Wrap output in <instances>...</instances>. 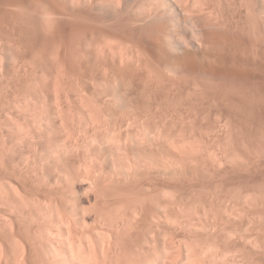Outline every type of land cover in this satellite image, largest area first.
Returning a JSON list of instances; mask_svg holds the SVG:
<instances>
[{"label":"bare ground","instance_id":"obj_1","mask_svg":"<svg viewBox=\"0 0 264 264\" xmlns=\"http://www.w3.org/2000/svg\"><path fill=\"white\" fill-rule=\"evenodd\" d=\"M135 1L0 0V264H262L259 212L257 224L241 211L194 218L170 193L169 121L155 95L79 89L110 81L113 68L126 83L135 64L156 83L148 46L211 49L215 32L233 27L201 0H179L185 33L163 41L176 27L161 32L175 19L169 4ZM253 74H238L246 90Z\"/></svg>","mask_w":264,"mask_h":264},{"label":"rangeland","instance_id":"obj_2","mask_svg":"<svg viewBox=\"0 0 264 264\" xmlns=\"http://www.w3.org/2000/svg\"><path fill=\"white\" fill-rule=\"evenodd\" d=\"M143 1L145 2V0ZM175 1L166 0L172 9L171 12H175V15L172 13L175 19L165 20V22L167 21L165 25L169 22L166 25L168 27L163 25L162 21L164 20L160 21V24L165 27L161 32L166 28L168 29L169 25L171 27L176 25L175 28L173 27L177 29L175 30L176 33L171 31L174 30L173 28L171 30L169 28L163 33H166L165 36L162 37L160 34L163 38L160 40L164 41V37L165 40H169L170 36L167 35L172 32L174 36L171 35L175 40V34L185 33L184 21H181L182 19L185 20V16L181 15L183 11L178 8L179 0ZM188 1L190 4L193 3L191 0ZM135 2L139 3L141 0ZM144 2L143 4H145ZM183 2H187V0H183ZM146 3L149 2L146 0ZM201 3L207 4V8L212 9V14L223 16L226 14L224 17L229 19L233 25L230 30L215 32L214 43L210 39L214 45L209 42L211 46L213 45L211 49L208 48L210 44H207L208 47L204 49L205 46L200 47L195 41L194 44L192 43V47L185 46L184 48L178 46L177 42L171 39V43L170 41L163 43L158 41L159 44H154L156 48L152 47L154 50L148 46V50L154 58L153 61L156 60L157 63V65H153L155 62L152 63L154 67L150 65L151 70L155 68V74L158 75V78L154 79L157 80L156 83L148 82L151 77L146 79L145 67L137 66V68V64H135V70L138 69V72L141 73L140 70L144 68L142 69L144 74H138L137 70L135 71L133 68L132 75L134 76L129 78L130 81L128 79L129 86L127 87L128 81L123 82L120 78L123 76L120 73H118L120 76L117 74L118 77H116L115 72L118 69L113 68L115 65L111 63L109 68H113L112 71H115L112 77L115 82L112 78L107 81L108 78L102 80L97 76V80L100 78L98 81H95L96 78L91 79V82L87 81L88 84L85 83L83 88L79 85V89L81 87L80 90L86 91L84 93L89 96L102 93L105 90L110 92L109 94L113 92L119 94L127 88L130 89L128 91L130 94L145 92L155 95L156 107L161 115L166 116V120L169 121V123L167 122L169 131L166 129L169 133L168 152L172 162H174V167L172 166L170 173L171 179L173 178L171 181L173 189L169 190L170 193L173 191L175 196H183L181 199H183L187 213L191 215L190 213L193 212L192 216L194 215L195 218V214L198 215V213L203 212L202 209L218 215L238 212L237 215L235 213L233 216L242 218L241 215L243 214L242 219L246 218L248 221L251 217L255 218L259 212L261 216L256 218L262 220L261 217H264V0H201ZM180 6L182 8V5ZM195 10L193 12L198 13ZM195 13L191 11L194 19L197 17L200 19L204 13L206 17L209 11L200 15ZM155 26L158 28L157 24ZM188 31L186 32L189 33ZM185 35L187 36V34ZM108 38H105V41L107 39L108 42ZM172 41H174L173 44ZM107 42L100 41L97 43V47L100 46V43L106 45ZM117 42L121 43L118 39ZM118 46L120 45L118 44ZM94 50L92 49L93 55H96ZM47 62L50 63L49 59ZM165 67H169L170 73ZM176 70L178 71L177 74ZM246 70L254 71L252 82L255 89L252 91L246 90L242 86V80L238 75ZM107 72L110 73V70L108 69ZM152 72L149 73L153 74ZM155 74L153 75L155 76ZM112 75L113 73L110 76ZM114 78H117V81ZM51 84L53 86V83ZM152 86L155 88L152 89ZM53 91L54 88H51L50 92ZM155 132L159 133L160 130L157 129ZM179 176L181 177L179 178ZM176 186L181 187V189L176 188ZM180 190L181 192H179ZM88 195L92 198L93 193L88 192ZM140 200L142 201V199ZM87 204L88 209L92 210L93 204ZM240 211L243 213L239 216ZM187 215L186 218L189 216ZM237 218L236 221L241 220ZM252 220L257 224V220ZM261 220L258 221V224ZM262 223L260 222L261 225L259 226H262ZM256 224L254 225L257 226ZM261 232L264 233V230ZM261 232H257L258 238L260 234H263ZM261 236L260 238H264V234ZM260 241L261 239H258L257 243ZM263 242L262 245H264ZM254 252L257 258L259 254Z\"/></svg>","mask_w":264,"mask_h":264}]
</instances>
